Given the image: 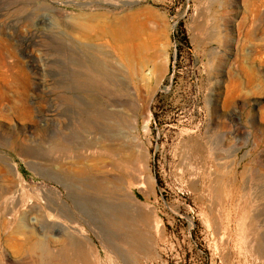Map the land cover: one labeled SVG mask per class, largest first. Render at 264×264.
<instances>
[{
    "label": "rangeland",
    "instance_id": "374dc122",
    "mask_svg": "<svg viewBox=\"0 0 264 264\" xmlns=\"http://www.w3.org/2000/svg\"><path fill=\"white\" fill-rule=\"evenodd\" d=\"M0 264H264V0H0Z\"/></svg>",
    "mask_w": 264,
    "mask_h": 264
},
{
    "label": "bare ground",
    "instance_id": "6f19581e",
    "mask_svg": "<svg viewBox=\"0 0 264 264\" xmlns=\"http://www.w3.org/2000/svg\"><path fill=\"white\" fill-rule=\"evenodd\" d=\"M120 8H122V7H120ZM104 15H105V13H104ZM104 15H103V17H104ZM103 25L105 26V24H103ZM144 29H145V26L140 21H138L133 15L127 16V14L126 15L125 14H119V15L117 14V18H116L115 22L110 24L108 27L107 26H105V27L100 26L99 28L96 27L95 36L94 35L92 36L89 33V30L87 31L86 27L83 28V32L81 35H82V38L84 40L91 42V43L86 44V47L89 49L90 52H92V53L93 52H96V53L99 52L103 59L105 58V60L106 61L108 60L109 63L112 62L113 65L115 62H117V59H118L119 64L122 66H125V64L128 65V62L131 61V56L133 55L132 53L134 52L133 50H135V55L136 54L141 55V50H140L141 46L140 45H142V43H143V45H145V42H141V39L143 38ZM96 39H102L103 40L101 42V44H99V46H98V44H97V46H96V44H93V42H95ZM83 45H84V43H83ZM131 51H133V52L131 53ZM107 52L110 54L107 55ZM82 54H83V52H82ZM114 55H116V58L114 57ZM101 63H102V61H101ZM115 70H117V69H115ZM106 71H108V70H106ZM105 73H107V72H105ZM123 84H124V82H123ZM100 170H101V168H100ZM39 247L41 248V244H39V242L37 241L35 243V245L32 246V249L37 250Z\"/></svg>",
    "mask_w": 264,
    "mask_h": 264
}]
</instances>
